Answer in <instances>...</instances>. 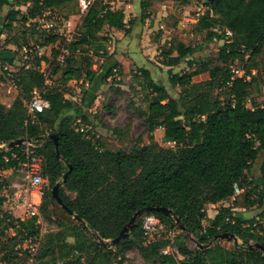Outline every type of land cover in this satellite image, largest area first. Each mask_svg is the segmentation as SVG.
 <instances>
[{
  "label": "trees",
  "instance_id": "obj_1",
  "mask_svg": "<svg viewBox=\"0 0 264 264\" xmlns=\"http://www.w3.org/2000/svg\"><path fill=\"white\" fill-rule=\"evenodd\" d=\"M77 1L15 0V3L26 6L21 21L30 24L48 10ZM205 1L207 10L197 24L199 30L206 31V43L224 40L225 31L232 34L224 40L218 53L222 66L208 69L199 58L191 57L203 46L190 48L176 44L169 47L162 53L161 64L173 68L184 61L191 69L184 74L168 71L170 85L181 89L177 98L171 97L163 85L153 81L148 70L137 72L147 90L144 121L148 136L153 140V131L161 129V142L172 144V147L165 148L152 141L131 152L100 149L87 136V131L80 132L74 123L73 119L80 116V107L66 99L64 92L56 87L45 90L49 108L31 117L22 95H30L34 88H41L44 75L31 68L16 74L20 88L18 97L9 107L0 104V146L21 138L31 141L33 154L42 158L43 173L49 184L38 212L56 228L40 240L39 249L32 257L35 264H111L112 259L118 258L122 264L124 250L131 245L137 249L144 264H264V253L248 248L249 243L264 246L261 223L246 220L232 210L238 206L235 203L237 196H233L235 185L245 192L247 200L259 188H264V162L259 182L251 174L254 162L264 151V99L260 104L252 102L250 108L245 103L250 84L257 86L258 73L251 75V71L261 69L264 76V0ZM7 2L0 0V9ZM14 15L19 13H7L9 17ZM14 20L8 19L4 29ZM104 26L123 31L124 35L131 32L129 27L126 28L122 10H112L104 0H94L82 17L79 35L70 44V51L100 50V56L105 55L104 48L97 44ZM57 38L50 37L46 44L56 42ZM9 44L16 49L19 47L15 42ZM9 52L13 51L0 46V68L3 63L12 65V59L7 61L2 57V53ZM173 52L176 55L172 56ZM235 61L243 64L242 77H234L231 73L230 64ZM58 70L57 67L55 73ZM114 70L119 72L121 65L113 64L103 78L112 75ZM82 73L85 75L81 79L90 84L95 71L89 62L84 69L66 65L62 69L61 86ZM203 73H208L207 80L192 83V78ZM249 76L250 80H247ZM216 89L225 90L227 99L221 101L213 97ZM49 133L57 135L61 160L56 157L53 143L46 139ZM26 157L21 145L0 151V173L17 168ZM64 174L66 178L59 196L72 215L51 195L52 187ZM67 192L73 197L70 198ZM261 192L259 190L258 194ZM231 198L232 205L219 207L211 223L203 227L206 207L228 202ZM255 204L260 206L257 201L245 203L246 207ZM149 207H164L172 212V217L160 212L151 213L164 225L166 233H175L172 238L161 235L148 242L142 230L143 216H140L125 240L113 248L100 245L117 237L136 211ZM0 217V256L4 263L10 264L15 244L3 239L5 232L12 228L16 231L15 236L19 235L23 240L37 237L39 215L24 219ZM173 218L193 236L195 244H209L208 247L189 249L187 235L180 231ZM222 233L233 234L243 245L224 248L218 240H213ZM167 246L183 259L172 253L163 254L162 250Z\"/></svg>",
  "mask_w": 264,
  "mask_h": 264
},
{
  "label": "rangeland",
  "instance_id": "obj_2",
  "mask_svg": "<svg viewBox=\"0 0 264 264\" xmlns=\"http://www.w3.org/2000/svg\"><path fill=\"white\" fill-rule=\"evenodd\" d=\"M7 1V4L0 9V46L13 51L2 53V57L7 61L12 59L13 62L12 65L3 63L0 68V104L9 107L18 97L20 88L17 86L16 74L26 68L39 71L45 78L42 86L45 90L49 87L60 88L66 99L80 107V116L78 119H73L74 123L76 127L87 131V136L100 149L131 152L149 145L152 141L165 148L173 146L161 142V129L153 131V140L149 138L144 121L147 112V90L143 88L142 80L137 76L138 70L147 69L153 81L163 85L171 97L177 98L181 89L170 85L168 71L184 74L191 69L184 61L173 68L162 65V53H166L169 47L176 44L190 48L203 46L202 50L194 52L191 57L199 58L208 69L222 66L218 53L226 39H214L211 43H206V31L198 28V20L207 10L204 5L205 0H104L112 10L124 12L126 28L129 27L131 32L126 36L123 31L104 26L97 42L104 48L106 54L103 56H100L102 52L100 50L72 53L69 49L70 44L79 35L84 16L80 14L77 2L48 10L29 22L30 24H24L21 21V14L26 12V6L16 5L15 0ZM93 2L94 0H91V5ZM8 11H17L19 15L9 17ZM10 18L15 20L4 29ZM50 37L58 38L56 42L46 44ZM10 42H15L19 47L16 49L14 45L9 44ZM174 55L175 52L172 53V56ZM88 62L95 71V77L90 84L81 79L85 75L82 73L66 86H61L62 69L66 65L72 64L84 69ZM116 63L121 65V70L119 72L114 70L112 75L103 78L109 68ZM230 65L244 73L241 62L235 61ZM57 67L59 70L55 73ZM256 73H258L257 86L251 83L247 90L245 103L248 108L252 102L260 104L264 99V76L261 74V69L251 71V75ZM208 78V73H203L192 78V83L205 81ZM247 80H250V76ZM213 97L223 101L228 96L225 90L216 89L213 91ZM22 98L26 106L30 98L29 93H23ZM21 146L25 153L35 156L33 144L24 143ZM22 171L23 168L20 166L0 173V216L24 219L25 213L34 208L39 210L42 195L49 184L46 183L38 194L31 187L27 188ZM57 183L61 184L59 187L61 189L62 180ZM259 190L262 191L261 196L258 194ZM259 190L251 194L247 200L245 192L242 193L241 189V193L235 197V203L240 207H246L247 201L260 202V206L255 204L251 210L246 207V211L241 213H244L248 220L260 222L264 229V217H261L264 214V188L261 187ZM66 194L70 198L73 197L71 193ZM230 200L228 204L233 201ZM24 201L29 206V211L27 206L23 207ZM210 208L212 207H206V209ZM38 213L39 234L42 240L47 232L55 231L56 228L51 222L46 221L40 212ZM203 224L206 222L204 221ZM174 234L166 233V229L161 232V235L169 238ZM15 235L16 231L11 228L5 232L3 238L15 244L9 263L35 264L28 252V249L34 245L25 243L21 236ZM68 241L72 242V239ZM218 241L224 248L233 249V240ZM186 244L191 250L197 248L192 235L187 238ZM237 245H243V242L237 239ZM37 249L39 245L35 247V252ZM178 258L183 259L181 256ZM123 259L122 264H144L133 245L124 250ZM111 264H120V259H112Z\"/></svg>",
  "mask_w": 264,
  "mask_h": 264
},
{
  "label": "built area",
  "instance_id": "obj_3",
  "mask_svg": "<svg viewBox=\"0 0 264 264\" xmlns=\"http://www.w3.org/2000/svg\"><path fill=\"white\" fill-rule=\"evenodd\" d=\"M79 12L81 15H85L88 11V9L91 6V0H78L77 1ZM232 36L230 31H225L224 38L227 40ZM63 60V59H62ZM231 73L234 77H242L243 73L239 71L238 69L231 67ZM45 88H34L30 94L29 101L26 105L27 113L29 116L33 117L35 113H42L45 110L49 108V103L44 97ZM80 132H83V128H78ZM27 154V153H26ZM43 161L42 158L39 156H31L27 154L26 161L24 163H21L18 165V167L23 168V181L26 182L27 188L31 187L33 190H35L38 194L41 193L42 187L47 183V179L44 176L43 173V167H42ZM27 191V189H26ZM241 193V189L238 188L236 185L234 186V197L238 196ZM23 205V204H22ZM25 206L28 207L27 211H29V206L25 204ZM24 213V211H23ZM25 217L30 216H36L38 215L37 209H32L28 213H25ZM19 219H23L20 217ZM228 221V219H226ZM255 226V224H254ZM165 229L164 225L151 213H147L143 215V221H142V230L144 232V235L146 236V239L148 242L154 241L155 239L159 238L161 236V232ZM172 238V237H171ZM41 240V235L39 234L37 237L27 238L25 239V243L31 245L33 244L34 247L31 249H28L29 254L31 257H33V254L35 253V247L39 245V242ZM163 254L172 253L179 256L176 250L173 248L167 246L162 250ZM0 264H6L1 260L0 257Z\"/></svg>",
  "mask_w": 264,
  "mask_h": 264
},
{
  "label": "water",
  "instance_id": "obj_4",
  "mask_svg": "<svg viewBox=\"0 0 264 264\" xmlns=\"http://www.w3.org/2000/svg\"><path fill=\"white\" fill-rule=\"evenodd\" d=\"M46 139L53 143L54 148H55L56 157H57V159L61 160L59 152H58V148H57V135L55 133H49L46 136ZM33 142H35V140ZM24 143H31V141L28 140V139H25V138L17 139V140H14V141H11V142L7 143L6 145L0 146V151L9 150V149H12L14 147L20 146V145H22ZM65 178H66V175L64 174L63 178H62V184L64 183ZM60 186H61V184L56 183L51 189V195H52L53 199L58 203V205L62 209L67 210L65 208V206L62 204L61 198L59 196V187ZM68 212H69V214L72 215L71 211H68ZM152 212H160V213H162L163 215H165L167 217H172V212L170 210L164 208V207H154V208L149 207V208L138 210L132 215L130 220L121 229V231L119 232L117 237H115L112 240L101 242L100 245L102 247H104V248H110V247L116 246L117 244H119L120 242H122L123 240H125L127 238L129 232L132 230L133 226L135 225L136 221L138 220V218L140 216H143V215H145L147 213H152ZM73 217L77 221H81L76 216H73ZM173 219H174V222L176 223V225L179 227L180 231L185 233L187 235V238H190L191 235L186 231V229L182 225H180L179 220L176 219V218H173ZM226 239L233 240L234 244H237V238L233 234H229V233H222V234L216 235L213 240H226ZM194 242H195V239H194ZM208 245L209 244H206V245L196 244L197 248H199V249L207 248ZM248 248L249 249L256 248V249H259L260 251H262L264 253V246L261 245V244H257V243L256 244H251V243H249L248 244Z\"/></svg>",
  "mask_w": 264,
  "mask_h": 264
},
{
  "label": "crops",
  "instance_id": "obj_5",
  "mask_svg": "<svg viewBox=\"0 0 264 264\" xmlns=\"http://www.w3.org/2000/svg\"><path fill=\"white\" fill-rule=\"evenodd\" d=\"M71 24V23H70ZM127 36V35H126ZM147 70V69H146ZM263 162H264V151L263 152H261L259 155H258V158L256 159V161L254 162V164H253V166H252V169H251V174H252V176L254 177V179L257 181V182H259V179H260V176H261V167H262V164H263ZM231 200H233V198H231ZM230 200V201H231ZM233 202V201H232ZM224 203V204H223ZM223 203H219V204H216V205H209L208 207H212V208H210V209H206V218L202 221V226L203 227H206V226H208L210 223H211V221H212V219L214 218V216L217 214V211H218V209H219V207H221V206H230V205H232V203L231 204H228L227 202H223ZM255 207V205L254 206H251V207H248L250 210L252 209V208H254ZM246 207H240V205H238V206H236V207H233V211L234 212H237V214L240 216V217H242V218H244V219H246L245 218V214L244 213H241V212H245L246 211ZM246 220H248V219H246ZM206 222V224H203V222Z\"/></svg>",
  "mask_w": 264,
  "mask_h": 264
}]
</instances>
